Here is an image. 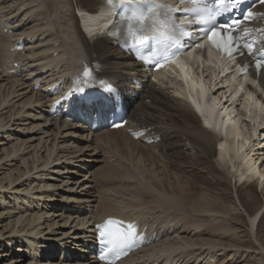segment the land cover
<instances>
[{"label":"bare ground","instance_id":"obj_1","mask_svg":"<svg viewBox=\"0 0 264 264\" xmlns=\"http://www.w3.org/2000/svg\"><path fill=\"white\" fill-rule=\"evenodd\" d=\"M107 1L0 0V264H100L93 255L94 225L109 216L137 221L153 239L120 264H220L231 248L241 250L238 245L261 250L264 262V160L252 154L254 142H263L264 104L249 93L244 111L237 106V117L224 119L216 104L199 101L203 84L190 69L174 79L159 74L171 87L150 79V71L100 26ZM85 62L95 63L97 77L123 92L130 111L128 125L105 127L101 142L114 149L133 143L138 162L151 161L155 169L157 160L164 161L176 174L168 183L154 178L155 191L139 190L143 204L108 203L101 178L117 175L131 183V162L118 158L111 164L122 166L118 172L98 166L106 147L91 146L93 128L51 115L53 102L65 94L60 91L74 84ZM259 82L264 88V72ZM74 102L90 118L98 113L97 102ZM110 112L101 106L103 117ZM129 128L146 134L137 141Z\"/></svg>","mask_w":264,"mask_h":264},{"label":"snow or ice","instance_id":"obj_2","mask_svg":"<svg viewBox=\"0 0 264 264\" xmlns=\"http://www.w3.org/2000/svg\"><path fill=\"white\" fill-rule=\"evenodd\" d=\"M191 2L194 5L200 4L201 7L173 9L167 3L160 2V0H138V2H130L129 5H126L125 10L118 13V15L121 22L125 24L127 35L131 37L134 47L147 45L153 39L163 45L160 53V59L163 62L174 61L175 53L169 55V49L176 45L180 36L188 35L187 32L182 31L188 22H177L174 19V13L180 12L195 15L200 23L207 25V27L201 28L200 31L214 48L228 55L238 52L240 48L238 41L241 37L235 34V30L239 28L241 21L235 20L232 23H217L216 21L217 16L230 10L225 0H219L221 7L209 6L207 0H191ZM229 3H231V0H229ZM249 19H251V14L244 17V20ZM256 31L264 32V29H256ZM245 34H249L247 29H245ZM244 46L251 49L253 45L246 42ZM197 49L204 50V46L198 44ZM139 58L143 59V57ZM162 66L163 64L159 61L156 63V67ZM261 67H264V64L258 59L256 68L260 70ZM243 70V66H241V71ZM90 75V70L85 67L83 76L87 78ZM116 126L119 127L120 125ZM122 226L123 222L113 218L107 219L103 224L96 225L99 236L106 245L107 252L115 256L116 259L125 254L124 249L130 248L135 243L136 238L133 225L128 224L127 231H122ZM100 258L105 259L106 256L101 255Z\"/></svg>","mask_w":264,"mask_h":264},{"label":"rangeland","instance_id":"obj_3","mask_svg":"<svg viewBox=\"0 0 264 264\" xmlns=\"http://www.w3.org/2000/svg\"><path fill=\"white\" fill-rule=\"evenodd\" d=\"M66 12L67 11H62L63 14H65ZM76 13L80 14L81 16L84 15L82 12H79V10H77V9H76ZM79 18L81 19L82 28L84 29L85 32H87V30L85 29V26L83 24V19L81 17H79ZM68 23H70V19H68ZM0 25H1V23H0ZM30 25L33 26V23H31ZM30 25H28V26L31 27ZM0 32H1V29H0ZM5 32L8 33L7 31H5ZM24 47H25V45H24ZM24 47L22 49H19V50L23 51ZM15 66H17V63H16ZM148 101H150V100H148ZM103 129L104 128L99 129L97 131H92L91 132V133H93V134H91V137L93 138L91 146H98L100 144H104L105 147H106V148H102V151H101V153H102V157L101 158H103V159L105 158V162L99 164L98 166H102V167L105 166V168L110 170V171H113V169H114L115 172H118V171H120V168L122 166H118L117 165V166H115V168H112L111 164L115 165L117 163V159L118 158L127 159L132 164L130 173L133 174L134 177H135L132 180V182L128 183V184L127 183L125 184V181H121V179L123 177L119 178V176H117V175H108V177H102L101 181H100V187H102L103 194L105 195V197H109L108 198L109 201L107 200L108 203H112L115 200H122L123 202L125 201L124 202L125 204L130 205V206L131 205L143 204L144 200L140 199V198H137V196H136L137 192H139V190H141V189H144L145 187L147 189L150 188V187H153V189H154L155 188L154 187L155 183L153 181L154 178L157 177V179L158 178L160 179V180L158 179L159 181H161V182L166 181L167 183H168V181L171 182V181H173L174 179L177 178L176 174L171 172L170 169L166 167V164H165L164 161L163 162L162 161L159 162V160H157L158 161L157 163H159V164H157L155 169H153L152 166H149V163L151 161H148L146 165H144V163H142V162H138L137 159H136L137 153H132L131 152V147L130 146H134L133 143L129 144L128 146L125 145L123 149L122 148L114 149L113 145H111L109 143V148H107L108 145H106L104 142H101L100 138L98 137V134L102 133ZM263 130L264 129L259 128V132H260V135H261V136L259 135V139H260L261 142L262 141L263 142H262V144H257V142L256 143L254 142V144H256L255 147H254L255 151L252 152V154L254 153V155L256 156V157L254 156V158L259 157V159H262V160H264V140H263L264 139V131ZM126 141L128 142V140H126ZM143 144H144V142H142V143L139 142L138 143V145L143 147V149L144 148L147 149ZM134 150L135 149H133V151ZM255 152H257V153H255ZM130 153H131V155H130ZM108 161H110V162H108ZM259 161L260 160H257L258 163H261V161L260 162ZM136 163H137V165H136ZM121 171H122L121 174L124 175L125 179H127L128 176H125V174H124L126 169L125 170H121ZM84 172H86V170H84ZM150 173H151L152 176L150 175ZM233 183L235 184V179L234 178H233ZM202 190L203 189H201V191ZM259 190H260V188H259ZM154 191H155V189H154ZM161 192H162V190H161ZM206 192H208L210 196L213 195V192L210 191V190H207ZM132 198H133L134 201L132 200ZM150 201H151V203L153 202L154 204L156 203L155 205H158L157 204L158 202H154V201H152V199ZM112 206L113 205L108 204V208L109 209L112 208ZM78 207L79 206H77L76 208H78ZM181 210H184V208L180 209V211ZM80 213H82V212H80ZM89 213L93 214L94 213V209L93 210L89 209ZM259 219L257 220L256 224L259 222ZM250 225H251V229H253L251 223H250ZM203 236L204 237H202V240H204V239L208 240L209 239L211 241H214L213 238L208 236V235H203ZM234 238H235V240L237 239V237H234ZM228 243H231V242H228ZM235 243L240 244V242L238 240L235 241V242L233 241V244H235ZM241 245H243V244H241ZM238 247H241L240 251H235L234 250V249H238L237 247L231 248V250L228 251V253H227L229 255V256L227 255L228 256L227 260L225 262H223V263L220 262V264H264V262L262 261L263 260L262 259L263 256H262V254L260 252L261 250H259V252H257L258 250L257 251H252V249H249L247 246L243 247V246H239L238 245ZM260 255H261V257H260ZM223 258L224 257L221 254H219V256H217V259L219 261L222 260Z\"/></svg>","mask_w":264,"mask_h":264}]
</instances>
